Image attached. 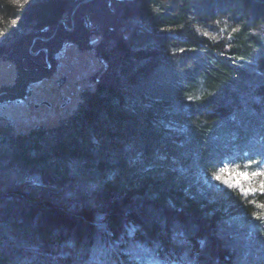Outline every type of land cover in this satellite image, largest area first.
Here are the masks:
<instances>
[{
    "label": "rangeland",
    "instance_id": "rangeland-1",
    "mask_svg": "<svg viewBox=\"0 0 264 264\" xmlns=\"http://www.w3.org/2000/svg\"><path fill=\"white\" fill-rule=\"evenodd\" d=\"M38 1L0 0V46H11L29 34L41 35L34 36L33 42L37 38V44L47 45L45 48L50 49L47 41L40 39L46 38L47 34H35L38 23L27 14L29 7ZM79 1L80 4L83 2ZM189 1L184 23L169 25L157 21L162 13L178 16L182 0H145L146 19L136 30L138 38L135 40V49L156 51L158 54H153L149 61L137 60V65L144 66L147 61L149 64L133 79H129V76L126 80L123 78L126 109L145 110L151 101L168 100L172 103L166 114L160 112L154 118L151 129L159 132L161 137L160 144L152 152L145 148L142 143L144 137L139 132L116 135L113 138L105 135L110 146L108 150H103L102 140L105 136L97 135L98 132L101 133V129L93 130L89 123L71 124L84 92L95 90V79L102 63L93 48H83L69 40L61 43V47L56 50H60L58 70L47 74L45 78L41 77L40 84L36 83L39 78L34 80L37 84L35 91L40 97L53 100L70 96L71 101L63 109V113L56 118L49 117L44 122L30 117L21 118L22 116L18 119L16 113L12 114L14 121H7L0 116V244L6 242L23 249L11 254L8 264H70L73 251L76 254V264H88V255L93 253L94 248L86 242L85 237L72 247L71 240L64 238L66 229H57L55 232L59 234V238L42 248L28 242L24 231L11 224V213L6 212L5 208L8 204L18 206L24 202L48 203L70 215L83 216V212L90 211L96 216V224L100 225L108 216V211L104 204L95 199L93 192L101 182L113 180L118 169L116 165L103 167L95 174L93 166L102 160L116 164L122 157L138 173H161L167 167L168 158L172 157L173 168L185 175L188 188L196 187L201 191L212 187L236 190L254 200V214L228 217L219 233H224L225 237L233 240L242 238L244 241L243 249L233 250V257L230 258L233 264H264V109L254 112L243 101L219 121L198 120L191 112V106L213 96L216 88L213 86L222 69L221 62L223 64L225 61L221 57L225 51L214 50L213 57L209 60L207 48L203 45L196 48L183 43L171 46L156 35L168 34L177 40L185 39L188 26L191 33L198 37L209 39L226 49H235V52L228 54L231 57L230 63L248 68L250 72L245 77H236L238 81L232 84V89L235 90L240 82L254 83L251 74L257 71L255 64L264 53V25L244 29L232 11L219 5L218 0ZM11 7H15L20 13H11ZM211 7L216 9L214 14L209 12ZM76 9L75 7L73 15ZM64 23L67 25L68 21L66 23L64 19ZM72 26L74 27L73 24ZM54 31L55 29L49 30L50 36ZM144 34L151 35H145L141 40L140 37ZM29 54L22 56L19 61L0 58V97L5 96L4 91L15 89L16 84L19 86L20 68L27 66L25 59L30 57ZM43 55L44 60L45 51ZM212 72V79L209 80L208 76ZM63 98L60 99L64 101ZM40 128L47 130L30 134L32 130ZM72 135L79 136L84 146L89 147L90 155L70 156V153L57 146L58 142H65L67 145L68 138ZM201 135H204L202 140ZM87 136L90 142L87 141ZM168 140L171 141L174 152L166 147L167 142L169 145ZM23 148L27 149L29 159L20 157ZM71 157H74L73 161H70ZM77 157L84 160L79 162ZM56 159L55 163H51ZM204 160L205 164L202 163ZM59 173L67 174L65 183L60 186L51 184V179ZM258 199L260 201H256ZM135 231L134 224L125 225L113 243L124 262L195 264L188 252V241L182 243L183 251L178 258L170 259L160 257L156 249L144 242L134 241ZM176 235L183 237L184 230L177 229ZM255 236L256 240L253 239ZM200 242L203 240L200 239ZM223 264H229L227 259Z\"/></svg>",
    "mask_w": 264,
    "mask_h": 264
},
{
    "label": "trees",
    "instance_id": "trees-1",
    "mask_svg": "<svg viewBox=\"0 0 264 264\" xmlns=\"http://www.w3.org/2000/svg\"><path fill=\"white\" fill-rule=\"evenodd\" d=\"M79 2V0H39L31 5L27 14L31 20L38 23L35 34H51L49 30H54L63 17L72 27L71 14ZM217 2L221 6L228 7L244 29L264 25V0H218ZM189 5V0H182L181 12L177 14L178 16L162 13L159 21L156 20L157 23L182 25ZM145 7V0L81 2L74 12L73 29H65L61 24L57 35L48 42V46L56 51L62 42L69 40L80 47L93 48L102 63L95 79L97 81L95 90L84 92L83 100L71 124H92L93 130L101 129V133L97 134L100 137L107 135L113 138L116 135L139 132L144 137L142 143L145 148L152 152L160 144L159 137H161L159 132L151 129L154 118L160 112L166 114L168 106L172 103L168 100L151 101L145 110L137 108L131 111L124 106L123 98V78L126 80L129 76V79H133L137 73L145 70L149 58L153 54L156 56L158 54L156 51L135 49V40L138 38L136 30L146 19ZM10 9L13 14L20 13L15 7ZM215 11L214 7L209 10L211 14ZM186 29L187 38L181 40L168 34L156 35L171 46L183 43L196 48L203 45L207 48L209 60L212 59L214 50L225 51L221 56L225 61L223 64L221 62L222 69L213 86L216 87L214 94L211 98L191 106L194 116L200 121L216 122L230 114L232 108H237L243 101L254 112L263 110L264 53L259 56L255 64L257 71L251 74L254 83L240 82L233 90L232 84L238 81L236 77H245L250 73L248 68L230 63L231 57L228 54L236 50L226 49L209 39L198 37L191 33L188 26ZM145 35L151 34H144L140 39L145 38ZM34 36L28 34L11 46H0V58L19 61L22 56L30 53ZM39 46L36 43L33 50ZM39 57H44L43 53L39 56L26 57V65H31ZM144 59L148 60L144 66L136 64L137 60L142 62ZM20 70L24 73L22 68ZM212 75L213 72L209 74V80L212 79ZM46 130L47 128L32 130L30 134L43 133ZM200 138V140L204 139V135ZM86 139L89 141L88 136ZM106 139L105 136L102 140L103 150H108L110 146ZM57 146L70 153V156L91 153L89 147H85L77 135L70 136L67 145L65 142H58ZM167 146L170 151H175L171 141L169 145L167 142ZM54 150L58 151L57 148ZM20 157L29 159L26 148H23ZM77 158L79 162L84 160L82 157ZM73 159L74 157H71L70 161ZM56 161L57 159L51 163ZM202 163L205 164L206 161ZM115 165L118 174L114 179L101 182L93 192L95 199L104 204L108 211V216L102 224L96 225V216L90 211L83 212V216L70 215L52 204L41 202H24L18 206L8 204L5 210L11 213V224L24 231L28 242L42 248L48 247L51 242L59 238V234L55 232L57 229H66L64 238L71 240L72 247L77 245L79 239L85 237L86 242L94 248L93 253L88 255V264H129L123 261L120 253L113 246L121 228L129 224L136 226L134 241L139 240L156 249L160 257L177 259L183 251L182 243L186 240L190 244L188 252L195 264H223L226 259L229 264H233L230 261L233 250L243 249L244 241L242 238L233 240L228 236L225 237L224 233H219V230L230 216L254 214V200L236 190L212 187L201 191L196 187L188 188L185 175L177 168H173L172 157L168 158L167 167L161 173H138L124 157L119 158L116 164L102 160L93 166V170L96 174L103 167L110 168ZM66 175L59 173L50 183L63 185ZM177 229L184 230L183 237L176 235ZM200 239L203 240L202 243ZM253 239L256 240V236ZM0 247V264H8L11 254L23 250L6 242H2ZM75 259L76 254L73 251L70 264H76Z\"/></svg>",
    "mask_w": 264,
    "mask_h": 264
},
{
    "label": "flooded vegetation",
    "instance_id": "flooded-vegetation-1",
    "mask_svg": "<svg viewBox=\"0 0 264 264\" xmlns=\"http://www.w3.org/2000/svg\"><path fill=\"white\" fill-rule=\"evenodd\" d=\"M72 15L73 13L71 14V22H72ZM64 19L67 23L65 17L61 18V20ZM62 26L64 28L66 27L64 23H62ZM67 26L68 28L66 29L70 30L71 26L69 25V23H67ZM59 27L60 25H58V28ZM50 35L51 34H48L46 37ZM37 36H41V35H37ZM51 39L47 40L46 44H48V42ZM37 41H39V39H36V42ZM45 47H47V45L39 46L37 49H35V51L40 49L39 53L33 56H39L40 53L44 54L42 48ZM58 56H60V50L59 52L54 51L53 49L48 50V59L51 62L50 69L45 68L47 62L46 57L44 60L42 59V57H39V59L33 61L31 65L23 67L24 73L22 72L20 73L21 79L19 81V86L16 87L15 89H8L4 91V93H6L5 96L0 97V103H1L0 116H2L3 119L7 121H14L15 117H13L12 114L16 113L17 116H19L18 119L22 116L21 118L30 117L31 119H36V120L38 119L44 122L49 117L56 118L63 113V109L66 106H68V103L71 101L69 95L65 96L64 98L62 96L60 97L63 98L64 101H62L60 98H55V99L53 98L52 100L50 98H46L42 96L40 97V95L35 91V86L37 85L36 83L40 84L42 81V79H40L41 77L45 78L47 74L49 73L52 74V72L58 70V63H59ZM37 78L39 79L35 83L34 80ZM78 88H81V86H78Z\"/></svg>",
    "mask_w": 264,
    "mask_h": 264
},
{
    "label": "water",
    "instance_id": "water-1",
    "mask_svg": "<svg viewBox=\"0 0 264 264\" xmlns=\"http://www.w3.org/2000/svg\"><path fill=\"white\" fill-rule=\"evenodd\" d=\"M87 1H90V0H83V2H87ZM80 5V3L76 6V8L78 7ZM60 22H63L64 23V20H61ZM59 22V23H60ZM65 24V23H64ZM72 24L74 25V20H73V15H72ZM65 26L67 27V25L65 24ZM57 29H58V27H56L55 28V31L53 32V34H52V36H50V37H40V39H42V40H44V41H47V40H49V39H51L54 35H55V33H56V31H57ZM71 29H73V28H71ZM37 39V38H36ZM35 42V41H34ZM34 42L32 43V45L30 46V53L31 54H38L39 53V51H37V52H34L33 51V45H34ZM42 50L43 51H45L46 52V60H47V66H46V68H48V69H50L51 68V63H50V61H49V59H48V50H47V48H42ZM21 65H22V67H23V60H22V62H21ZM5 105V104H4ZM3 105V106H4ZM0 106H1V103H0Z\"/></svg>",
    "mask_w": 264,
    "mask_h": 264
},
{
    "label": "bare ground",
    "instance_id": "bare-ground-1",
    "mask_svg": "<svg viewBox=\"0 0 264 264\" xmlns=\"http://www.w3.org/2000/svg\"><path fill=\"white\" fill-rule=\"evenodd\" d=\"M96 223V222H95ZM97 225V224H96ZM99 225V224H98Z\"/></svg>",
    "mask_w": 264,
    "mask_h": 264
}]
</instances>
